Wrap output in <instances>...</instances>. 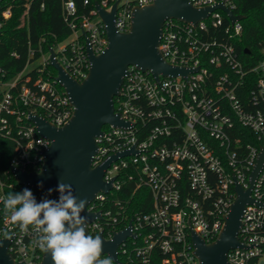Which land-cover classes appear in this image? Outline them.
<instances>
[{
	"label": "built area",
	"instance_id": "built-area-1",
	"mask_svg": "<svg viewBox=\"0 0 264 264\" xmlns=\"http://www.w3.org/2000/svg\"><path fill=\"white\" fill-rule=\"evenodd\" d=\"M62 1L64 20L73 33L54 50L65 70L82 82L91 67L87 40L94 52L101 54L108 46L105 25L96 9L92 12L96 19L83 16L75 22L74 1ZM152 2L120 1L117 30L128 32L133 9ZM191 3L198 9L222 3L233 12L235 8L233 0ZM100 5L107 11L112 7L107 1ZM2 16L8 19L11 8ZM224 17L230 22L226 33L240 35V22L233 24L219 9L196 25L167 20L160 52L169 64L186 68L189 74L156 79L149 71L130 67L115 101V113L129 126L106 125L97 139L93 166L130 152L107 167L104 181L111 183L112 189L99 192L88 206L90 212L101 216L88 224L90 235L112 240L118 232L131 229L132 235L117 251L121 264L124 258H134L138 264H200L191 232L207 243L217 241L237 198L236 185L244 190L250 187L251 174L264 153V58L249 70L244 67L233 45L211 32L224 26ZM2 26L0 21V33ZM50 67V50L40 51L38 58L30 50L25 67L11 79L6 80L0 67V137L14 144L9 161L13 178L11 167L39 173L43 153L51 145L30 116L63 127L74 114L70 98ZM249 72L254 77L248 80ZM131 184L130 193L123 195L124 187ZM18 186V192L30 189L37 202L58 200L47 191ZM140 189L150 192V208L134 213L136 204L143 207L147 200L143 194L139 201H132ZM16 192L0 175V197ZM251 196L255 203L246 206L239 230L244 247L230 250L228 264H260L264 260V165ZM5 230L13 233L9 252L15 264L42 263L44 252L35 243L37 234L31 226L25 232L11 224L0 201V239H4Z\"/></svg>",
	"mask_w": 264,
	"mask_h": 264
},
{
	"label": "water",
	"instance_id": "water-1",
	"mask_svg": "<svg viewBox=\"0 0 264 264\" xmlns=\"http://www.w3.org/2000/svg\"><path fill=\"white\" fill-rule=\"evenodd\" d=\"M2 1L4 0H0ZM119 3L120 0L116 1L110 11L95 4L98 16L105 25L108 46L101 54H96L87 40L91 67L82 82H78L65 70L57 60L54 48L50 49V62L57 71L56 80L70 98L75 108L74 114L63 127H56L38 115H31L30 120L38 127L40 135L51 141L50 147L43 153L44 165L39 173L11 167L18 185L47 191L59 199L56 189L62 181L71 184L73 194L78 199L87 198L88 203L82 213L87 217V234L88 224L101 217L88 210L89 204L99 192H109L112 189L111 183L104 181L105 170L112 161L130 153H118L104 164L93 166V158L98 150L97 139L103 135V128L106 125L124 128L129 126V123L115 113V98L120 95L124 80L130 75L129 68L133 66L143 72L149 71L156 79L160 76H187L190 70L172 66L160 52L166 21L172 19L196 25L218 9L225 12L233 24L243 19L223 3L198 9L191 0H153L148 6L133 9L130 29L123 33L115 26ZM263 165L264 153L260 155L251 174L249 189L244 190L241 185H236L237 198L217 241L207 243L191 232L200 264H228L230 250L244 247L239 239L242 217L246 206L255 203L251 196L252 189ZM49 189H52L51 193ZM257 205L263 206L261 203ZM131 235L130 228L118 232L112 240H105L103 235H99L104 242L102 255L108 254L116 264H121L117 253L119 245ZM12 240L13 237L11 240L0 239V264H15L9 252ZM41 264H53L49 253H44Z\"/></svg>",
	"mask_w": 264,
	"mask_h": 264
},
{
	"label": "trees",
	"instance_id": "trees-1",
	"mask_svg": "<svg viewBox=\"0 0 264 264\" xmlns=\"http://www.w3.org/2000/svg\"><path fill=\"white\" fill-rule=\"evenodd\" d=\"M73 1L76 6V15L72 19L78 22L83 16L97 18L92 15L96 3L102 4L107 1L113 5L118 0ZM233 3L235 4L234 13L243 17L240 21L241 34L230 37L226 33V27L230 26L226 17H224V26L211 32L218 39L233 45L238 59L249 70L264 58V0H233ZM8 7L11 8V16L4 19L2 12ZM0 21L3 22L0 35V67L6 73V80L11 79L25 67L30 50L34 51L35 58H38L40 51L47 53L50 48H55L73 33L70 25L64 20L62 0H4L1 3ZM50 69L53 72V78L56 79L57 71L52 67ZM246 77L249 80L254 77V74L249 72ZM58 87L63 90L60 85ZM13 154V142L0 137V175L4 181L12 183L18 192L20 187L9 173V161ZM133 186L131 184L127 189L124 187L123 195L127 196ZM143 194L147 196V200L144 201L143 207L136 204L134 213L149 211L150 192L140 189L132 201H139ZM122 261L123 264H138L134 258H124Z\"/></svg>",
	"mask_w": 264,
	"mask_h": 264
},
{
	"label": "clouds",
	"instance_id": "clouds-1",
	"mask_svg": "<svg viewBox=\"0 0 264 264\" xmlns=\"http://www.w3.org/2000/svg\"><path fill=\"white\" fill-rule=\"evenodd\" d=\"M59 199L37 202L30 189L0 197L9 222L27 232L29 226L37 234L39 250L49 253L53 264H113L110 256L101 258L104 242L100 236L86 233L87 217L82 213L87 198L78 199L71 184L59 182ZM52 189H49L51 193ZM5 239L13 233L5 230Z\"/></svg>",
	"mask_w": 264,
	"mask_h": 264
},
{
	"label": "rangeland",
	"instance_id": "rangeland-1",
	"mask_svg": "<svg viewBox=\"0 0 264 264\" xmlns=\"http://www.w3.org/2000/svg\"><path fill=\"white\" fill-rule=\"evenodd\" d=\"M23 18H24V17H23ZM23 18H22V20H23ZM260 264H264V260H263V261H261V262H260Z\"/></svg>",
	"mask_w": 264,
	"mask_h": 264
}]
</instances>
